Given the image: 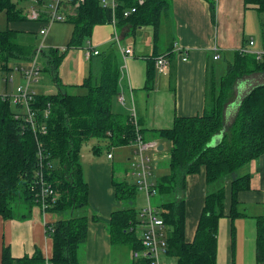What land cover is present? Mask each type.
Here are the masks:
<instances>
[{"label":"trees","instance_id":"16d2710c","mask_svg":"<svg viewBox=\"0 0 264 264\" xmlns=\"http://www.w3.org/2000/svg\"><path fill=\"white\" fill-rule=\"evenodd\" d=\"M136 1H119L117 27L150 26L156 32L160 16L167 11L170 0H146L142 6H137ZM243 4L245 9L264 14V0H243ZM131 7H137L136 13L123 18V10ZM74 9V15L65 20L73 28L69 43L62 50L50 49L46 54V71L58 92L47 96L37 94L30 104L36 112L37 122L45 127V133L35 136L27 116L15 113L9 100L0 96V217L14 219L18 203L25 208L21 217H29L35 206L31 188L41 160V168L58 194L57 204L48 212L59 219L47 224L50 230L45 232L51 244L50 264H80L78 249L86 241L90 222L85 213L89 189L80 163L84 143L94 138L111 150L127 146L136 136L129 115L113 111L120 77L119 55L113 42L107 50L89 59L87 76L80 85L73 87L74 92H68L67 86L60 81L58 69L67 52L85 46L96 26L108 25L111 21L110 11L101 8L98 0H85ZM0 12L5 14L7 24L25 20L12 0H0ZM210 13L214 20L212 3ZM38 22L42 24L40 30L45 22L44 19ZM18 35L19 32L13 29L0 31L2 72L10 70V60L28 61L36 55L30 38L22 36L20 42ZM234 57L220 78L218 89L216 84L209 88L210 109L193 117H177L169 129L149 131L154 141L165 140L172 145L169 173L156 178L155 186L160 194L172 196V200L159 207V214L168 230L165 256L173 260V264H217L219 220L228 218L232 222L246 217L239 210L238 197L250 189V175L245 172L249 163L264 155V81L252 86L240 99L232 122L227 126L224 108L237 81L242 77L264 74V53L257 59L238 51ZM154 75V68H148L145 89H152ZM80 89H85L86 93L78 94ZM47 109L48 116L42 118ZM16 115L19 116L17 119ZM138 132L144 138V133ZM217 136L220 139L213 145ZM101 151L97 145L92 147L93 154L98 155ZM201 173L206 184L203 207L193 240L187 242L182 192L186 177ZM112 187L115 199L126 207L111 213L107 225L109 241L112 245L129 247L130 251L140 250V236L136 233L140 224L139 212L130 205L138 188L134 184L116 181L112 182ZM255 220L256 264H264V216H257ZM1 264H46V257L41 250L35 249L31 257L15 259L7 248H3ZM138 264L150 262L143 260Z\"/></svg>","mask_w":264,"mask_h":264},{"label":"crops","instance_id":"0c3cea01","mask_svg":"<svg viewBox=\"0 0 264 264\" xmlns=\"http://www.w3.org/2000/svg\"><path fill=\"white\" fill-rule=\"evenodd\" d=\"M211 3L214 5V20L210 13ZM163 14L164 20L158 24L156 32L150 26L136 29L131 26L117 27L121 48L131 47L133 56L124 61L121 52L114 47L120 61L115 113L130 115L132 99L137 126L144 133L146 141H154L150 130L169 129L177 117H193L210 109L212 101L208 99L209 88L216 84V90L218 89L220 78L234 60L236 52L242 49H247L251 55L259 51L264 52V14H259L254 9H245L243 0H170L168 9ZM161 17L162 14L160 19ZM18 32L24 35L21 31ZM112 33L113 29L109 25L96 26L90 39L95 50H107L112 43ZM255 38L257 41L261 39L260 42L255 44ZM251 40L252 46L249 45ZM179 46L188 51L187 60L184 62L176 50ZM162 54H169L168 70L165 74L156 69L153 60ZM216 54L219 59L214 60ZM76 57L75 51L67 55L61 65L63 68L67 64V70L61 74L60 70L58 72L60 81L67 86L68 92H74L76 89L73 87L80 85L88 73L89 60L85 59L86 64L80 66ZM15 65L17 63L9 64L10 70L0 73V96L9 97L14 93L15 86L24 82L19 74L12 76V83L3 82ZM125 66L126 70H123ZM148 68H154L155 72L150 90L145 89ZM263 81L264 74H260L236 82L224 108L225 125L232 120L240 99L252 86ZM9 84H13V87ZM33 88L38 94L35 87ZM53 90L54 88L51 92ZM118 96L123 97L124 105L119 104ZM219 139L217 136L213 142ZM159 143L161 150H164L166 145L167 149L169 148L166 142ZM118 148L119 161L124 163L126 171L132 160L133 147L128 144ZM114 158L115 155L112 154V162ZM116 166L117 169L123 167L122 163ZM111 169L109 164L94 162L89 163L86 169L82 167L89 189L85 213L90 222L86 241L78 249L80 264H111L109 257L113 245L109 241L107 225L111 213L119 208L112 187L114 178ZM129 170L130 166L126 175ZM245 172L250 175V189L239 194L238 205L246 217L237 218L232 222L228 218L219 220L217 264H256L255 217L264 216V155L250 162ZM168 173L166 162L157 165L153 171L155 178ZM205 192L203 173L186 177L182 196L186 208L187 242L193 240ZM226 206H229V198ZM24 209V206L18 203L15 205L14 219L3 220L0 217V264L3 248H7L15 259L31 257L35 249L41 250L45 257H49L51 244L45 233V225L56 222L59 217L51 212L43 215L39 208L34 206L29 217L23 218L21 216L25 212ZM125 247H118L123 255L119 264L130 262Z\"/></svg>","mask_w":264,"mask_h":264},{"label":"built area","instance_id":"2783aa9c","mask_svg":"<svg viewBox=\"0 0 264 264\" xmlns=\"http://www.w3.org/2000/svg\"><path fill=\"white\" fill-rule=\"evenodd\" d=\"M85 0H49L46 4L43 0H31L33 2V7L27 12L26 17L29 21L38 22L44 19V27L39 30L40 36H45L49 27L54 23L64 22L69 16L74 15V8L83 4ZM120 0H98L101 8L107 9L111 13V21L108 24L112 27L113 33L111 37V42H113L122 54L123 60L125 61L128 57L133 56V51L131 47L121 48L120 46V35L117 32V22H118V7ZM146 0H137L136 5L142 6ZM137 7H131L124 9L122 12L123 18H130L134 13H136ZM249 45H253V41L249 42ZM176 47V45H174ZM41 45L38 50H36V55L29 60V66H23L17 64L11 68L12 73L21 75L24 85H19L15 88V91L9 97L1 96L3 99H8L17 107L25 108V113H19L26 115V120L29 122L31 130L35 136L43 135L45 133V127L39 124L35 118V113L32 110L30 104L32 100L37 95V93L31 88V83L37 81V78L41 72L38 68L37 56L41 52ZM85 50V59L89 60L93 55H97L98 51L92 46L91 41H87ZM179 52V57L184 62L187 60V49L181 48L180 46L176 48ZM240 52L249 54L247 49H242ZM264 52H257L253 54L257 59ZM214 60L219 59V55L213 57ZM168 58L164 55H159L155 57L154 64L156 69L165 74L168 70ZM126 70V66L122 68ZM5 82L12 83V75L5 77ZM118 102L124 105L123 97L118 96ZM132 105L130 109V122L135 129L136 136L133 142L130 144L133 147V157L130 162V167L133 169L132 176L135 177L136 182L134 185L141 192L145 193L146 200L152 195H154L157 190L155 186V176L153 175V170L150 167V158L148 156V151L158 152V144L155 141H146L142 135L138 132L137 118L131 99ZM49 108V106H48ZM48 116V109L44 111L43 118ZM19 116L16 115L17 119ZM107 159H112V154L108 153L106 155ZM39 158L41 154L39 153ZM33 200L35 207L45 215L50 209H52L58 201V194L53 188L52 184L48 182L45 172L41 168V160H39L38 169L36 172V180L32 186ZM139 220L141 228L140 250H132L130 255V262L128 264H138L139 261L148 260L150 264H162L159 260L160 256H165L167 249V236L168 230L163 221V218L159 214L158 209L151 208L148 204L143 210L139 212ZM46 226V225H45ZM50 228L46 226L45 231H49ZM46 264L48 262V257L46 256ZM168 264V263H163Z\"/></svg>","mask_w":264,"mask_h":264},{"label":"rangeland","instance_id":"374dc122","mask_svg":"<svg viewBox=\"0 0 264 264\" xmlns=\"http://www.w3.org/2000/svg\"><path fill=\"white\" fill-rule=\"evenodd\" d=\"M12 1L15 4H17V7L19 10H21L22 16L25 18V20H22L19 22H14L12 24L11 23L7 24L5 14L3 12H0V31H5L7 29H11V30L13 29V30L21 31L22 32L21 34H24L23 37H25V34H26L30 38V42L32 43L33 47L36 48V50H38L40 45H41V47H42L41 51L43 54L39 53L37 56L38 68L41 70V72L37 78V81L32 82L30 86L33 90H34L33 87H35V89L37 90V92L40 93V95H45V96L53 95L54 93L58 92V89H57L54 81H52V77H51L50 73L48 71H46V69H48L46 54L48 53V51L50 49L62 50L66 47V45L69 43L70 38H71V33H72V29H73L72 25L67 21H64L61 23H54L49 27L45 36H40L38 30L42 24L39 22L28 21L26 18L27 12L30 10L31 7H33L34 3L31 2L30 0L27 2H20V3H17L16 0H12ZM43 1L46 4L49 3V0H43ZM163 20H164V14H162V17H161L159 23H162ZM18 37H19V41L22 42L23 41L22 35L19 34ZM27 39L28 38L26 37L25 40H27ZM252 39H253V37H252ZM166 40H168V39H166ZM260 40L257 41V39H256L254 41L255 44H256V42H260ZM85 47H86V44H85V46H83L80 49H71L67 52L65 57H67V55L69 56L72 53V51L77 52L76 62L80 66H82L83 64H86V60L84 57V54H85L84 48ZM222 61H224V60L222 59ZM233 61L234 60H232L231 63H233ZM63 62H64V59H63L61 65L63 64ZM15 63L23 65V66H29L30 65L29 60L28 61L10 60L8 62V64H15ZM61 65L58 69V72L60 70V74L62 72H65L68 68L67 64L63 68H61ZM0 73H3V72L0 71ZM11 74L13 76L16 73L11 72ZM246 79L247 78L242 77V79L237 81V82H240V81L246 80ZM12 80H13V78H12ZM3 82L5 83L4 80H3ZM13 84H14V82H13ZM13 84H9V85H11L13 87ZM16 87L17 86H15V88ZM52 88H54L53 92H51ZM64 89L65 88H63V91H64ZM83 91H85V93H86L85 89H80L78 94L82 95L81 93ZM231 94H232V91L229 95H231ZM115 104L113 106H115ZM10 107L15 113H25L26 112L25 108L17 107L12 102H10ZM113 111L117 112L116 106L114 107ZM231 122H232V120H229L228 125ZM156 141H157L158 145H160L159 141L166 142L168 144L169 148L167 149V145H166V146H164L165 147L164 150H160L158 152L148 151V156L150 158V164L149 165L153 171H155L157 165H161V164L163 165L165 162L167 163V165L169 167V153H170V150L172 148V145L169 141H165V140H156ZM95 145H97L102 150L101 153L98 155L93 154V152H92V147ZM108 153L115 155L113 162L111 160L107 159L106 155ZM118 153H119V148H112L111 150H107L105 148V143H103L101 140H96L94 138H91L87 142H85L84 145L82 146L81 153H80V155H81L80 163L82 164V167L85 169L88 167V164L91 162L92 163L94 162V163L109 164L112 167L111 171H112L114 181H116V182H127L128 184L132 185L136 182L135 177L131 175L133 169H131V167H130L128 175H126V171L129 169L130 165L128 166V168L125 171V165L123 162L119 161ZM118 163H122L123 167L117 169L116 165H118ZM168 200H172V196L166 195V194L163 195L157 191L154 195L150 196L148 198V201H147L145 193L141 192L140 190H137L136 194H135L134 202H133V204H130V205L133 208H135L138 212H140L145 207H147V204L153 209H159V207ZM117 204L119 207L117 209H122V208L126 207L120 201H117ZM47 213H49V212H47ZM136 233H137V235L140 236V234H141L140 226L137 227ZM119 246L120 245H113L112 254L109 257L111 264H119L120 260H122L123 255L118 249ZM125 250H126V255L129 258L131 255L130 248L125 247ZM159 260L162 264L163 263H171V264L174 263L173 260L168 259L166 256H160Z\"/></svg>","mask_w":264,"mask_h":264},{"label":"water","instance_id":"95a60500","mask_svg":"<svg viewBox=\"0 0 264 264\" xmlns=\"http://www.w3.org/2000/svg\"><path fill=\"white\" fill-rule=\"evenodd\" d=\"M216 142H217V141H214V142H213V145H215V144H216ZM161 149H162V146H161V145H159V146H158V148H157V150H158V151H160Z\"/></svg>","mask_w":264,"mask_h":264},{"label":"bare ground","instance_id":"6f19581e","mask_svg":"<svg viewBox=\"0 0 264 264\" xmlns=\"http://www.w3.org/2000/svg\"><path fill=\"white\" fill-rule=\"evenodd\" d=\"M34 113L36 114V112L34 111ZM44 112L42 113V118H43Z\"/></svg>","mask_w":264,"mask_h":264},{"label":"clouds","instance_id":"9594fccd","mask_svg":"<svg viewBox=\"0 0 264 264\" xmlns=\"http://www.w3.org/2000/svg\"><path fill=\"white\" fill-rule=\"evenodd\" d=\"M159 146V145H158Z\"/></svg>","mask_w":264,"mask_h":264}]
</instances>
